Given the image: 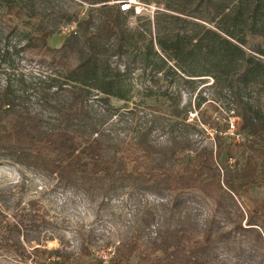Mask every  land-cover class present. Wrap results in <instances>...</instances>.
Here are the masks:
<instances>
[{"label": "trees", "instance_id": "obj_1", "mask_svg": "<svg viewBox=\"0 0 264 264\" xmlns=\"http://www.w3.org/2000/svg\"><path fill=\"white\" fill-rule=\"evenodd\" d=\"M83 1L90 7L100 4L97 7L100 20L95 27H92L91 13L85 18L69 17L68 23L74 21L75 30L58 47L48 44L49 37L56 33L53 27L39 24L33 33L23 36L22 50L41 56L58 74L48 80L60 81L51 85L56 88L52 93L56 102L52 104L61 108L68 123L80 119L86 112L90 90L118 95L117 82L124 81L125 74L117 69L112 71L109 60L127 53L136 41L135 34L125 23L129 12H122L117 3L108 4L111 0ZM3 2L8 20L22 19L28 8L34 13L35 5L29 0ZM162 4L165 11L159 13L166 25L157 28L156 44L163 57L153 51L156 58L152 60L147 53L143 59L145 66L151 65L158 72L167 61H173L174 67L168 66L166 74L189 84L192 91L196 88L195 77L211 78L213 88L225 90L231 97L234 106L231 116L238 119L234 122V134H238L239 141L227 133V118H217L214 127L209 125L212 122H208L205 114L199 122L188 123L187 114L192 106L191 102H186L173 109V114L183 119L173 125L179 138L174 141L176 147L167 148L170 157L179 164L178 168L166 167V152L162 151L159 158L154 157L152 142L140 139L134 149L128 145L126 157L132 166L127 170L124 163L109 157L101 138L78 139L69 124L60 129H48L46 118L8 89L0 97V158L53 175L64 183L98 174L109 177L117 170L125 176L137 174L143 186L168 191L175 198L186 192L202 195L217 211H223L227 220H232L230 207H235L239 220L233 227L252 239L249 254L256 247L262 248L264 259V197L250 198L252 208H248L245 215L241 211V199L249 198L251 185L264 189V125L258 120V109L250 100L252 86L264 87L261 59L264 57V0H167ZM7 28L8 34L15 31V26L10 24ZM206 101L200 97L195 107L205 108V111ZM225 112L230 116L229 109ZM196 124L215 132L210 146L200 145L191 138V131H199ZM139 150L141 155L135 154L134 151ZM114 164L118 167L114 168ZM243 219L246 227L242 226ZM8 230L9 234L15 232V238L8 234L3 246L19 256L52 258L55 264L73 262L74 255L62 248L34 247L27 252L20 239L21 229L12 225ZM216 233L215 237L211 226L205 227L201 235L177 227L167 233L163 247L154 242L142 249L135 264H215V241L221 236L239 239L237 235L232 236L231 229L223 232L219 227ZM231 241L236 246V241ZM237 244L236 248L241 251L247 247L242 240ZM138 248L137 241L131 240L119 250L121 257L117 264H132L130 259Z\"/></svg>", "mask_w": 264, "mask_h": 264}, {"label": "rangeland", "instance_id": "obj_2", "mask_svg": "<svg viewBox=\"0 0 264 264\" xmlns=\"http://www.w3.org/2000/svg\"><path fill=\"white\" fill-rule=\"evenodd\" d=\"M117 1L111 0L108 4ZM165 1L148 0L145 3L149 6L145 5L138 14L133 10L127 13L126 27L135 34L136 41L127 53L109 60L112 71L117 69L125 74V80L117 82L118 95L90 90L86 112L80 119L68 123L61 108L52 104L56 102L52 97L56 88L51 85L60 81L48 80L58 74L41 56L22 50L23 36L33 33L39 24L53 27L56 33L49 37L48 44L58 47L73 31L69 30L71 26H75L74 21L68 23L67 19L74 15L85 18L91 13L92 27H95L100 20L97 11L100 4L90 7L83 0H29L35 5L34 13L27 7V14L22 19L8 20L4 2L0 0V97L9 89L12 95L26 105L31 104L46 118L48 129H60L69 124L78 139L101 138L106 143L109 157L124 163L127 170L132 166L126 157L128 145L134 149L135 142L140 139L152 142L154 157L159 158L162 151L166 152L165 166L177 169L179 164L170 157L167 148L176 147L174 141L179 138L173 125L183 118L175 116L173 109L186 102H191L192 106L203 97L207 100V108L204 111L205 108L191 107L193 119L197 116L199 119L191 123L199 122L205 114L208 122H212L209 125L214 127L217 118H226L225 111L229 109L232 113L234 106L229 93L213 88L207 76L195 77L196 88L192 91L189 84L166 74L168 66L174 67L173 61H167L158 72L151 65L145 66L143 59L147 53L152 60L156 58L153 51L163 57L156 38L159 34L157 28L166 25L159 13L165 11L162 4ZM196 21L208 25L202 20ZM8 24L15 26V31L10 34ZM175 27L180 28L179 25ZM261 59L264 61V57ZM250 100L258 109V120L264 125V87L252 86ZM234 121H238L237 117ZM196 125L199 131H191V138L200 145L210 146L215 132ZM134 152L141 155L140 150ZM117 167L118 164H114V168ZM74 180V184L64 183L53 175L0 158V264H55L52 258H25L4 247V237L8 236V227L12 225L19 227L25 236L20 239L27 252L34 247L62 248L74 255L71 264H100L102 259L107 264H117L121 257L119 250L131 240L139 244L130 259L135 264L142 249L154 242L163 247L162 241L167 233L177 227L201 235L205 227L211 226L215 237L218 236L217 229L222 227L223 232L231 229L232 236L237 235L239 239L221 236L215 241V264H264L262 248L256 247L249 254L252 239L233 227L239 220V211L235 207H230L232 220H227L223 211H217L210 200L198 193L186 192L175 198L168 191L143 186L137 174L125 176L118 170L109 177L98 174ZM263 197L264 189L251 185L249 198L241 199L244 215L248 208H252L250 198ZM241 223L246 227L244 219ZM9 235L14 237L15 232L10 231ZM231 240L236 241V246L242 240L247 247L241 251ZM157 253L161 254V251Z\"/></svg>", "mask_w": 264, "mask_h": 264}, {"label": "built area", "instance_id": "obj_3", "mask_svg": "<svg viewBox=\"0 0 264 264\" xmlns=\"http://www.w3.org/2000/svg\"><path fill=\"white\" fill-rule=\"evenodd\" d=\"M117 4L119 5V8L122 12H131L132 10L135 11L136 14H138L143 8H145L147 4H143L141 2H139L138 0H119L117 1ZM149 6V5H147ZM69 30H73L72 32H74L75 30V26H71V29ZM69 30H67L69 32ZM211 80V78H209ZM212 81V80H211ZM193 109H195V104H192ZM227 115V114H226ZM230 116H226L227 121L229 122V128L227 129V133L231 136H233L237 141L240 140L238 134H234L235 131V126H234V117L231 116V113H229ZM194 114L191 110L188 111L187 114V122H192L194 120H199L198 116L195 117V119H193ZM212 132V131H211ZM210 135H212L211 133H209ZM105 258V257H102ZM100 264H107V261H105V259H102V263Z\"/></svg>", "mask_w": 264, "mask_h": 264}]
</instances>
